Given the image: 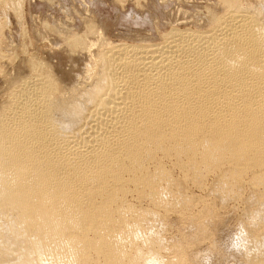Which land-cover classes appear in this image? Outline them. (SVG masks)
Listing matches in <instances>:
<instances>
[{"label":"bare ground","instance_id":"6f19581e","mask_svg":"<svg viewBox=\"0 0 264 264\" xmlns=\"http://www.w3.org/2000/svg\"><path fill=\"white\" fill-rule=\"evenodd\" d=\"M20 1L0 0V61L24 58L0 66V264H189L229 201L236 238L201 260L264 264V0H214L160 46L112 45L84 15L80 34L50 26L90 57L73 77L7 54ZM173 214L189 233L169 243Z\"/></svg>","mask_w":264,"mask_h":264},{"label":"rangeland","instance_id":"374dc122","mask_svg":"<svg viewBox=\"0 0 264 264\" xmlns=\"http://www.w3.org/2000/svg\"><path fill=\"white\" fill-rule=\"evenodd\" d=\"M20 3L21 19L19 21H17L12 11L7 10V14H5L7 24L3 29L2 37L3 41L5 40L4 43H6L5 49L7 50L9 48L7 50L8 53H6L10 54L13 51L12 49L17 50L23 47L25 55H38V58L42 57L41 59H44V63L52 66L51 68L55 73L53 74L57 77L63 75L64 73H67L70 76H74L75 74L77 75L81 72L80 70H82L84 65L89 62L90 57L88 54L87 56L85 52H82V54L78 52L74 53V55H71V53L69 54L65 45H62L63 43L61 42L59 37L52 33L50 31V28L56 27L58 30L68 29L80 34L82 33L81 30L83 29V19H81V16L84 15L83 18H91L89 19L92 20L97 31H99L98 33L101 34L99 35L103 36L104 39H106V41L110 42L112 45H140L142 41V46H145L146 44L150 45H146L145 47H151L153 45L160 46L162 42L161 37L168 34L171 30H194L193 28L197 24L196 20H198V18L201 19L202 16L205 17L204 15L206 14L207 10L213 7L214 0H21ZM59 26H61L62 28H60ZM23 36L26 38V40H24ZM93 36H89L86 39V42H88V44L89 42L96 41V35ZM90 50L93 51L95 49L90 48ZM22 57L23 56H19V59L17 57V60L16 58L14 59V65L17 66H11L12 68L14 67L13 69L20 67L18 72H20V70L22 69L20 64L22 62L21 60H24V58L22 59ZM18 60L20 66L19 64H17ZM7 64L8 61L6 60V58H3L0 61V66L3 67L2 70ZM11 67L7 68L6 66L4 71L6 70V72H10ZM15 71L17 72L16 69ZM20 73L22 74V71ZM1 83L2 80L0 78V84ZM206 179L207 181L205 180V182L209 183L211 177L209 176ZM189 190L190 193L192 192V194L198 197H203L205 195L204 190L199 188L196 189V187L190 186ZM129 196L127 197V199H129L130 202L143 205V202L135 200L134 195L130 194ZM131 198L132 200H130ZM229 202V205L227 204L228 208L226 205L225 210H222L223 212L221 211L222 213H220V216L222 215V218L217 219L221 223L224 222L222 224L223 226H225L221 227V225L219 227L216 222L217 220L214 221L215 223L212 222L213 225L211 224L212 227L210 226V228L212 230H218L219 228V230H216L217 233L216 231H213L210 232V234L208 233L209 235L206 234L207 236L204 235L203 238H205V236L206 238L204 240H201V242H197V247H195L196 243H192L190 247L194 244L195 248L192 246L191 251L190 248H188V253H190V255L199 254L201 255L202 259V256L204 255L203 252L205 253V250L210 249V247H208V244L210 243L209 241L213 242V240L216 239L220 241L215 242L216 240H214L216 246H219L217 245L219 243L220 246L224 244V246L229 247L231 242L228 241V239H230V237L236 238L239 228L237 227L239 226V219L237 218L240 217L242 206L240 207L239 202H236L237 204L232 201ZM167 220L171 223L170 227H166L165 232L163 233V237L167 241L172 240L171 242L168 241L169 243H172L173 240H177L178 238H180L182 236L181 234L188 235V227L178 225V222L181 221L178 215L173 214L169 216ZM179 227H181V230ZM211 235L214 236L211 237ZM227 235H230V237L228 238ZM220 236L223 237L221 238ZM207 238L209 240H207ZM223 238H225V240L221 241L220 239ZM226 241L230 244H225ZM212 242L209 244V246L212 244ZM221 242L224 243L222 244ZM205 247H207V249ZM198 248L200 250H198ZM214 250H212V254L215 253ZM235 252L236 251L230 252L232 256L230 258L219 257V259H217L218 257H213V259L211 258L212 260L209 258L204 261H202L200 258L194 260L191 257L189 258L188 263L194 264V261L200 260L197 261L199 263L196 264H200V262H202L203 264H240L239 261H241V259H239V257H237V260H235V255H237L238 253ZM169 253L170 252H168V254ZM232 253L235 254L234 257Z\"/></svg>","mask_w":264,"mask_h":264}]
</instances>
